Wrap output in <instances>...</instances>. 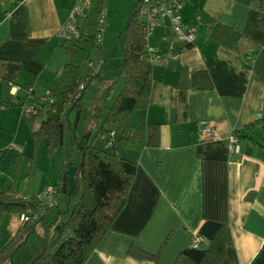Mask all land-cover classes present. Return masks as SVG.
<instances>
[{
  "label": "crops",
  "instance_id": "crops-1",
  "mask_svg": "<svg viewBox=\"0 0 264 264\" xmlns=\"http://www.w3.org/2000/svg\"><path fill=\"white\" fill-rule=\"evenodd\" d=\"M74 3L0 0L1 102L23 100L30 86H55L63 64L54 62L62 49L58 32ZM257 5L183 0L184 20L202 18L194 42L174 39L167 21L147 38L166 58L151 62L148 106L134 111L130 122L140 128L160 124L159 144L139 153L124 150L137 162L127 203L84 264H152L127 255L129 246L155 253L168 234L157 264H173L206 220L224 223L232 233L217 264H264V121L256 122L264 119V33L257 27ZM215 22L241 34L236 49L211 37ZM117 62L121 78V55ZM204 123L217 139H202ZM248 125L251 139L241 138L239 152L230 154L228 137ZM11 222L7 235L19 226L17 218Z\"/></svg>",
  "mask_w": 264,
  "mask_h": 264
},
{
  "label": "trees",
  "instance_id": "trees-1",
  "mask_svg": "<svg viewBox=\"0 0 264 264\" xmlns=\"http://www.w3.org/2000/svg\"><path fill=\"white\" fill-rule=\"evenodd\" d=\"M20 1L22 0H14L15 3ZM106 1L89 0L84 14L77 18L78 36L68 39L59 37L67 60L62 64L58 81L52 89L36 91L30 86L26 90L31 88V92L28 95L26 91L23 100L3 102L9 106H20L31 126L37 117H41L38 128H32V135L36 142L45 141L48 152L57 147H67L69 152L64 155L58 171V195L53 206L47 202L46 196L25 198L16 195L13 182L5 189L0 188V234L1 222L6 214L19 216L29 213L37 216L31 220L32 223H19L15 233L7 235L0 242V264H13V255L38 222L43 224L44 240L41 249L29 264H84L127 203L137 162L136 159L126 158L123 151L133 150L139 153L145 147L159 144L160 124L140 128L130 122L134 111L148 106L152 83L151 54L147 50V38L138 17L139 0L132 4L125 26L119 34L122 86L113 103L100 122L96 120L98 114H93L91 119L94 120L81 132L75 131L76 119L73 124L69 121L72 111L75 110L76 115L80 113L84 90L77 95L78 86L92 77L89 71L85 78H81L80 68L92 61L93 53L98 52L99 56L102 54L101 45L97 44L96 39L103 32L104 23H100V17L105 15ZM256 20L257 27L264 33V0H258ZM211 28L210 35L213 39L229 48H237L242 36L232 27L215 22ZM251 61L250 55L246 60L247 65ZM46 91L49 92L47 96L44 95ZM42 96L45 98L41 99ZM30 102L38 104L37 112L28 114L25 111L26 104ZM263 121L261 119L256 122ZM250 127L248 125L243 132L239 130L232 133L238 146L241 138L251 139ZM68 128L74 133L70 145L64 142ZM73 154L80 155L78 164L71 162ZM70 165H76L77 168L75 187L67 194V168ZM60 193L67 195L69 200H74L72 207L66 210L67 219L61 220L57 216L46 223L44 213L57 206ZM196 234L204 239L202 245L189 246L181 251L173 264H217L223 259L226 248L233 243L229 226L216 221H204ZM168 238L169 234L155 253L131 245L127 255L139 260L148 259L152 264H157L159 253Z\"/></svg>",
  "mask_w": 264,
  "mask_h": 264
},
{
  "label": "rangeland",
  "instance_id": "rangeland-1",
  "mask_svg": "<svg viewBox=\"0 0 264 264\" xmlns=\"http://www.w3.org/2000/svg\"><path fill=\"white\" fill-rule=\"evenodd\" d=\"M135 2L137 0L106 1L101 35L103 63H99L101 59L96 52L92 54V61L80 68L81 78H85L89 71L92 77L83 82L85 89L80 101L78 119L75 121V110L69 115V121L72 124L75 121L76 132L87 129L89 123L94 120L91 118L95 113L98 114L96 120L100 122L122 86L120 84L122 78H118L119 72L115 69L118 57L121 55L119 34ZM66 60L64 51L58 49L57 54L54 55V62L62 64ZM40 121L41 117H37L31 126L20 106H9L0 101V188L5 189L13 182L14 191L25 198L43 195V191L48 186L57 188L58 171L62 166L64 155L69 152L67 147H57L48 152L45 141H35L32 128H38ZM73 134L72 129H66L65 144L70 145ZM80 159L79 154H73L71 162L78 164ZM73 203V199L69 200L67 195L60 193L57 206L44 213L45 222L50 223L57 216L61 220H66L68 216L66 210L72 207ZM12 218L15 220L18 217L12 214L4 215L1 222L0 242L7 236L9 225L13 223ZM43 240V224L38 222L31 233L26 235L24 244L13 255L12 263L29 264L41 249Z\"/></svg>",
  "mask_w": 264,
  "mask_h": 264
},
{
  "label": "built area",
  "instance_id": "built-area-1",
  "mask_svg": "<svg viewBox=\"0 0 264 264\" xmlns=\"http://www.w3.org/2000/svg\"><path fill=\"white\" fill-rule=\"evenodd\" d=\"M89 0H76L73 8L70 12L69 18L66 23L62 26L58 32V36L62 39H68L72 36H78L77 30V21L78 17L84 14V9ZM183 5V0H139L138 1V17L142 23L145 37L148 38L153 31L162 24V22L167 21L170 34L174 39L184 42L186 45H190L194 42L197 32L200 25L202 24V19L200 15H196L193 20L188 21L184 20L181 16V8ZM105 15H101L100 23H104ZM101 34L97 35V44L101 45ZM168 37L163 35L162 40H166ZM147 50L151 54V60H163L166 56L163 52L157 50L154 47L146 45ZM170 57H175V53L170 54ZM101 59V58H100ZM103 63V59L99 61ZM85 89V83H81L77 88V95L80 91ZM31 92V88L27 90V93ZM49 92L46 91L44 95H48ZM42 95V94H41ZM32 98L31 96H29ZM45 96H42L41 99H44ZM25 111L30 114L32 112L38 111V104L35 102H30L26 104ZM257 118L261 117V114L258 113ZM113 134V133H111ZM201 137L203 140L217 139L218 135L213 127L209 124L204 123L201 126ZM229 147L228 150L231 153L239 152V146L237 139L231 134L229 137ZM56 188L48 186L44 191L42 196H46L47 202L53 206L56 203ZM19 223H27L33 221L37 216H32L29 213H22L17 216ZM204 239L194 234L190 240L191 247H198L202 245Z\"/></svg>",
  "mask_w": 264,
  "mask_h": 264
},
{
  "label": "water",
  "instance_id": "water-1",
  "mask_svg": "<svg viewBox=\"0 0 264 264\" xmlns=\"http://www.w3.org/2000/svg\"><path fill=\"white\" fill-rule=\"evenodd\" d=\"M78 115L79 113H77L76 115V120L78 119ZM76 165H70L67 168V175H68V189H67V194H70L71 191L74 189L75 187V172H76Z\"/></svg>",
  "mask_w": 264,
  "mask_h": 264
}]
</instances>
